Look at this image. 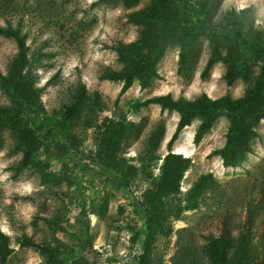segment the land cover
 Here are the masks:
<instances>
[{
  "label": "rangeland",
  "instance_id": "1",
  "mask_svg": "<svg viewBox=\"0 0 264 264\" xmlns=\"http://www.w3.org/2000/svg\"><path fill=\"white\" fill-rule=\"evenodd\" d=\"M211 1L212 24L231 8L251 5L264 47V0ZM147 2L0 0V27L21 37L23 72L36 95L35 105L23 115L33 133L31 143L19 132L0 130V232L9 248L4 264H50L40 249L22 243L23 236L51 248L64 264H138L146 236L145 199L157 183L179 114L135 101L165 93L188 99L202 92L212 98L228 93L235 98L264 66V52L253 54L245 72L228 82L229 63L220 57L201 76L210 53L208 36H198L181 65L179 38L174 36L155 64L156 75L145 86L134 78L119 95L122 81L100 76L124 66L114 47L136 39L139 25L130 13ZM17 49L16 39L0 32L1 74ZM81 83L85 98L64 125L63 112ZM15 102L0 81V105ZM257 114L239 116L255 133L236 165H223L212 153L224 144L231 122L226 112L214 118L198 143L192 140L198 119L180 130L172 148L186 150L182 153L191 164L178 192L164 198L166 226L154 236L148 264H213L211 241L220 236L229 241L227 254L240 240L245 242L241 264H264V100ZM108 135L115 137L113 153L107 149ZM24 147L35 151L29 164L18 169ZM206 172L213 181L197 205L187 208V192Z\"/></svg>",
  "mask_w": 264,
  "mask_h": 264
},
{
  "label": "trees",
  "instance_id": "2",
  "mask_svg": "<svg viewBox=\"0 0 264 264\" xmlns=\"http://www.w3.org/2000/svg\"><path fill=\"white\" fill-rule=\"evenodd\" d=\"M129 2L131 0H123ZM211 0H148L141 7L130 13V20L139 25V32L135 40L119 43L114 47L117 57L124 63L119 70H110L101 74L102 78L122 81L119 95L122 94L133 82L134 78L140 80L145 86L149 77L156 75L155 64L164 53L170 40L177 36L180 43L179 64H183L190 56L197 38L200 35L208 36L211 46L210 53L202 68L200 75L204 76L212 64L221 57L229 63L226 72L228 82L245 72L248 61L253 54L264 52L263 39L259 29L254 27L252 6L240 9L227 10L216 24L211 23ZM0 32L13 36L18 44L17 54L10 63L6 74L0 73V81L13 94L15 104L0 105V130L11 129L19 132V136L27 137L31 143L33 135L29 126L23 121L24 112H29L35 105V97L30 77L23 72L26 53L21 37L16 30L0 27ZM221 50L225 54L220 56ZM241 55L238 61L235 54ZM86 95V87L80 84L74 93L73 100L63 112L61 122L68 125L81 106ZM264 96V66L257 73L253 84L238 97L225 93L212 98L202 92L194 98L173 97L169 93L145 97L135 101V105L159 104L161 108L175 110L179 114L177 124L170 138L166 142V152L163 153L159 165V177L155 187L147 194L145 210L146 236L143 251L139 255L138 264H148V254L154 236L164 230L166 226V209L164 198L178 192L180 181L184 172L191 164V158L172 148L174 140L180 130L192 119H198L199 124L193 135V142L198 143L209 130L214 118L220 112H226L231 122L225 135L224 144L213 150L222 159L223 165H236L242 160L249 150L248 140L254 129L242 123L239 116L244 114H261V104ZM260 112V113H259ZM24 123V124H23ZM107 149L114 151L115 137L107 136ZM23 156L17 166L18 169L29 164L35 147H24ZM213 181L211 172L202 173L193 182L187 192V208H194L198 203L199 195ZM243 238V237H242ZM244 239V238H243ZM229 241L223 237H216L211 241L210 253L213 264H241L245 262L247 246L240 240L229 254ZM22 243L40 249L49 260L50 264H64L56 258L55 252L30 237L23 236ZM9 253L8 239L0 232V264H4Z\"/></svg>",
  "mask_w": 264,
  "mask_h": 264
},
{
  "label": "bare ground",
  "instance_id": "3",
  "mask_svg": "<svg viewBox=\"0 0 264 264\" xmlns=\"http://www.w3.org/2000/svg\"><path fill=\"white\" fill-rule=\"evenodd\" d=\"M182 148H183V147H182ZM176 151H180V152H186V150H180V149H179V150H176Z\"/></svg>",
  "mask_w": 264,
  "mask_h": 264
},
{
  "label": "water",
  "instance_id": "4",
  "mask_svg": "<svg viewBox=\"0 0 264 264\" xmlns=\"http://www.w3.org/2000/svg\"><path fill=\"white\" fill-rule=\"evenodd\" d=\"M176 152H180V151H176ZM182 153V152H181Z\"/></svg>",
  "mask_w": 264,
  "mask_h": 264
}]
</instances>
